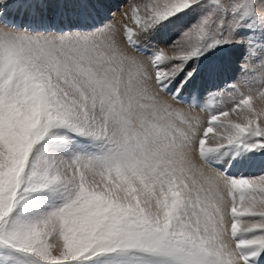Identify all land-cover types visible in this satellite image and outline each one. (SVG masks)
<instances>
[{"label":"snow or ice","instance_id":"1","mask_svg":"<svg viewBox=\"0 0 264 264\" xmlns=\"http://www.w3.org/2000/svg\"><path fill=\"white\" fill-rule=\"evenodd\" d=\"M257 158L264 0H0V264H264Z\"/></svg>","mask_w":264,"mask_h":264},{"label":"rangeland","instance_id":"2","mask_svg":"<svg viewBox=\"0 0 264 264\" xmlns=\"http://www.w3.org/2000/svg\"><path fill=\"white\" fill-rule=\"evenodd\" d=\"M106 2L111 5L121 4V0H106ZM113 10L115 11L116 9L113 8ZM11 15L21 22L23 19L25 20L26 18L23 10L17 12L15 9H13ZM142 42H143V38H142ZM235 58H236L235 53L232 52L231 50L220 52L218 53L217 56L212 58V62L214 64L221 65L223 66V69H224L222 75L219 77V79L215 81V83L220 84L222 86L225 81H229V80L238 81L240 74L235 65ZM238 86L241 91L246 90L242 84ZM253 86H256L255 83L253 84ZM227 101H228L227 93H224L223 95H217L214 103H215V106L219 107L222 104L226 103ZM199 103L200 104L213 103V101L211 98H207L206 100H200ZM196 112L200 116H203L202 118H205V119L207 118L206 112H200L199 108L196 109ZM257 165L260 167L259 170H257V167H258ZM242 166L244 169H242L241 172H239L238 170ZM251 166H253V169H249V167ZM233 169L231 170L233 174L243 173L246 176H259L262 172H264V161H261L259 160V158H257L254 162H243L237 165Z\"/></svg>","mask_w":264,"mask_h":264},{"label":"bare ground","instance_id":"3","mask_svg":"<svg viewBox=\"0 0 264 264\" xmlns=\"http://www.w3.org/2000/svg\"><path fill=\"white\" fill-rule=\"evenodd\" d=\"M113 5H116V4H113ZM11 13H12V12H11ZM116 18H118V19H119V16L117 15V17H116ZM25 19H26V18H25ZM23 21H24V19L22 20V22H23ZM203 114H204V113H203ZM201 117H203V116H201ZM257 166H258V165H257ZM259 168H260V167L258 166V167H257V170H259ZM242 169H244V168H243V166H242V167H240L238 171H239V172H241V170H242ZM249 169H253V166L249 167ZM233 170H234V169H233Z\"/></svg>","mask_w":264,"mask_h":264}]
</instances>
